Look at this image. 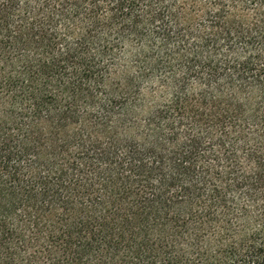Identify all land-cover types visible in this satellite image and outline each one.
Listing matches in <instances>:
<instances>
[{
  "label": "trees",
  "instance_id": "16d2710c",
  "mask_svg": "<svg viewBox=\"0 0 264 264\" xmlns=\"http://www.w3.org/2000/svg\"><path fill=\"white\" fill-rule=\"evenodd\" d=\"M0 264H264V0H0Z\"/></svg>",
  "mask_w": 264,
  "mask_h": 264
}]
</instances>
